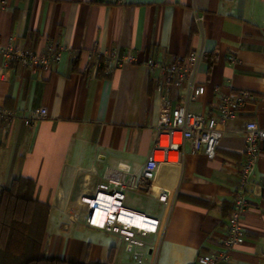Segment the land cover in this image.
Listing matches in <instances>:
<instances>
[{
    "label": "crops",
    "instance_id": "obj_1",
    "mask_svg": "<svg viewBox=\"0 0 264 264\" xmlns=\"http://www.w3.org/2000/svg\"><path fill=\"white\" fill-rule=\"evenodd\" d=\"M11 36L15 45L38 52L50 42L64 47L49 69L16 61L5 66L0 52V107L25 116L39 106L48 110L33 125L22 118L0 123V190L30 178L50 208L42 257L136 264L115 234L87 226L80 211L74 213L107 167L122 161L138 167L148 158L162 99V78L144 65L148 57L172 62L201 52L196 78L205 91L189 109L206 117L221 93L256 95L227 122L214 157L187 141L183 162L159 163L153 187L175 195L172 207L135 192L124 200L166 221L146 264H197L199 254L220 250L244 157V122L264 127V0H9L0 10V43L11 44ZM115 50L132 51L135 60L99 72L97 53ZM168 90L174 107L183 104L179 85ZM248 198L245 237L216 264H264V143Z\"/></svg>",
    "mask_w": 264,
    "mask_h": 264
},
{
    "label": "built area",
    "instance_id": "obj_2",
    "mask_svg": "<svg viewBox=\"0 0 264 264\" xmlns=\"http://www.w3.org/2000/svg\"><path fill=\"white\" fill-rule=\"evenodd\" d=\"M8 4L9 0H0V10L5 9ZM202 18V15H197V23L201 22ZM10 40L9 45L0 43L5 66H10L16 61L33 70L49 69L53 63L61 60L64 47L55 42H50L44 52H38L30 46L15 45V36H11ZM97 59L98 66L110 69L134 61L135 55L132 51L123 54L115 50L98 52ZM201 59V52L193 50L184 59L177 61L166 62L153 56L144 61L145 66L157 70L162 78L160 113L157 122L152 126L153 147L148 158L138 167L124 161L116 166L107 167L93 194L82 195L78 202V210L74 213L77 216L80 211L87 226L115 234L117 244L124 243L129 248L136 264H146V252L158 251L156 237L163 236L166 221L126 206L124 204L126 195L135 192L137 195H146L172 207L175 195L153 187L152 180L159 163L183 162L184 143L187 141L191 143L194 151H203L209 157H214L226 131L227 122L236 119L243 107L256 99V95L249 90H237L219 94L216 110L209 117L190 110L189 103L205 91V86L198 83L196 78ZM229 59L236 62L237 56L231 54ZM171 83L179 85L183 91V104L177 107L172 105L169 96L168 86ZM47 114L45 106L34 108L27 116L17 110L0 107V123H10L22 118L25 124L33 125ZM242 130L246 145L239 166V181L228 216L227 233L221 241V249L199 254L197 264H216L226 259L229 251L245 237L246 232L241 219L249 205L248 190L257 168L260 145L264 143V127L256 120L249 119L244 122ZM105 202L107 204L113 202L115 205L108 215L102 212L105 209L103 208Z\"/></svg>",
    "mask_w": 264,
    "mask_h": 264
},
{
    "label": "trees",
    "instance_id": "obj_3",
    "mask_svg": "<svg viewBox=\"0 0 264 264\" xmlns=\"http://www.w3.org/2000/svg\"><path fill=\"white\" fill-rule=\"evenodd\" d=\"M49 210L30 178H15L0 190V264H101L40 255Z\"/></svg>",
    "mask_w": 264,
    "mask_h": 264
},
{
    "label": "bare ground",
    "instance_id": "obj_4",
    "mask_svg": "<svg viewBox=\"0 0 264 264\" xmlns=\"http://www.w3.org/2000/svg\"><path fill=\"white\" fill-rule=\"evenodd\" d=\"M103 208L105 209L102 212L108 215L111 211H113V209L115 208V205H113V202H109L108 204L107 202H105V205L103 206ZM98 217H100V213L98 214Z\"/></svg>",
    "mask_w": 264,
    "mask_h": 264
}]
</instances>
